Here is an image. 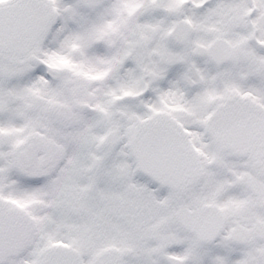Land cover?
I'll return each mask as SVG.
<instances>
[{"label":"snow or ice","instance_id":"1","mask_svg":"<svg viewBox=\"0 0 264 264\" xmlns=\"http://www.w3.org/2000/svg\"><path fill=\"white\" fill-rule=\"evenodd\" d=\"M0 264H264V0H0Z\"/></svg>","mask_w":264,"mask_h":264}]
</instances>
